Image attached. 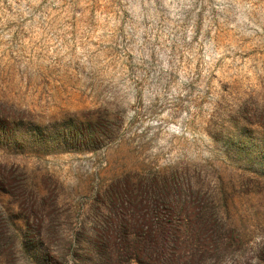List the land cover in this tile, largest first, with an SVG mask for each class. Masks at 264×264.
<instances>
[{"label":"rangeland","instance_id":"rangeland-1","mask_svg":"<svg viewBox=\"0 0 264 264\" xmlns=\"http://www.w3.org/2000/svg\"><path fill=\"white\" fill-rule=\"evenodd\" d=\"M0 264H264V0H0Z\"/></svg>","mask_w":264,"mask_h":264}]
</instances>
